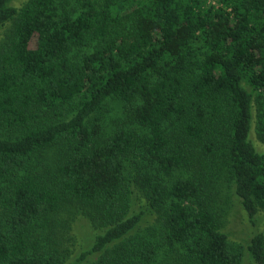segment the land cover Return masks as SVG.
<instances>
[{
  "label": "trees",
  "instance_id": "obj_1",
  "mask_svg": "<svg viewBox=\"0 0 264 264\" xmlns=\"http://www.w3.org/2000/svg\"><path fill=\"white\" fill-rule=\"evenodd\" d=\"M8 23L0 264H68L76 216L99 233L74 264H242L211 187L264 214V0H0Z\"/></svg>",
  "mask_w": 264,
  "mask_h": 264
},
{
  "label": "rangeland",
  "instance_id": "obj_2",
  "mask_svg": "<svg viewBox=\"0 0 264 264\" xmlns=\"http://www.w3.org/2000/svg\"><path fill=\"white\" fill-rule=\"evenodd\" d=\"M27 0H12V5L16 8H20ZM11 27V23H8L0 30V46L6 41V34ZM123 114L120 113V106H115L106 115L105 125L107 130L119 123V117ZM125 118H120L121 122ZM252 140L258 146L261 151H264V145L260 143L257 138L255 124L252 130ZM137 166L140 167L142 172L147 171L146 163L142 159H138ZM222 180H214L211 191L216 195L217 208L224 219V231L229 235L231 242L240 244L245 247L244 261L242 264H254V261L247 253L250 240L257 233H264V214L261 213L255 218H251L241 207V205L234 198L233 184L229 181V176L221 175ZM228 179H226V178ZM217 192V193H216ZM157 216H151L143 224L144 226L154 224ZM64 237L60 239L61 249L67 250L70 255L68 264H74L76 259L85 251L89 250L95 242L96 235L99 233L85 217L76 216L74 221L70 223L69 229L65 230ZM98 261V255L89 257V261L83 262V264H95Z\"/></svg>",
  "mask_w": 264,
  "mask_h": 264
}]
</instances>
